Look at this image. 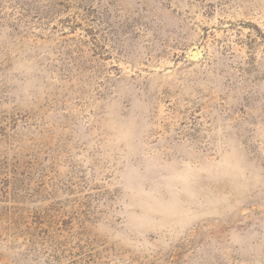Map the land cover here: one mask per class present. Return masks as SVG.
<instances>
[{
	"label": "rangeland",
	"instance_id": "1",
	"mask_svg": "<svg viewBox=\"0 0 264 264\" xmlns=\"http://www.w3.org/2000/svg\"><path fill=\"white\" fill-rule=\"evenodd\" d=\"M0 264H264V0H0Z\"/></svg>",
	"mask_w": 264,
	"mask_h": 264
}]
</instances>
